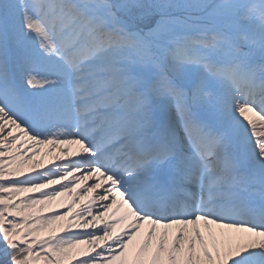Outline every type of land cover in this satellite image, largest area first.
<instances>
[{"label": "snow or ice", "instance_id": "snow-or-ice-1", "mask_svg": "<svg viewBox=\"0 0 264 264\" xmlns=\"http://www.w3.org/2000/svg\"><path fill=\"white\" fill-rule=\"evenodd\" d=\"M0 264H264V0H0Z\"/></svg>", "mask_w": 264, "mask_h": 264}, {"label": "rangeland", "instance_id": "rangeland-1", "mask_svg": "<svg viewBox=\"0 0 264 264\" xmlns=\"http://www.w3.org/2000/svg\"><path fill=\"white\" fill-rule=\"evenodd\" d=\"M41 151H46V149H42ZM69 197L65 196V197H61L60 200L58 202H54L55 203H59V202H63V203H68L69 200L67 199ZM47 212V211H46Z\"/></svg>", "mask_w": 264, "mask_h": 264}]
</instances>
